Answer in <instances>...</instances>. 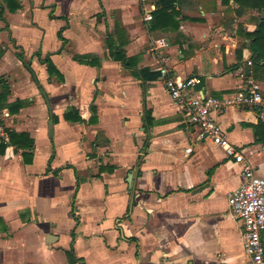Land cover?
<instances>
[{
    "label": "crops",
    "instance_id": "1",
    "mask_svg": "<svg viewBox=\"0 0 264 264\" xmlns=\"http://www.w3.org/2000/svg\"><path fill=\"white\" fill-rule=\"evenodd\" d=\"M11 1L20 8L0 0V125L27 134L33 148L26 163L23 150L0 142V264H69V251L74 264H247L227 203L241 167L199 138L156 68L164 59L172 77L199 78L211 97L254 85L264 96V74L242 35L256 23L236 24L248 11L177 0L178 27L152 30L147 17L159 0ZM42 21L59 22L50 51H42ZM116 30L127 41L123 62L108 58L104 45ZM161 38L167 46L157 51ZM84 55L100 65L74 60ZM46 57L62 82L48 75ZM143 70L158 77L144 79ZM71 109L80 122L64 119ZM218 122L264 178V143L254 132L264 121L231 106Z\"/></svg>",
    "mask_w": 264,
    "mask_h": 264
},
{
    "label": "built area",
    "instance_id": "2",
    "mask_svg": "<svg viewBox=\"0 0 264 264\" xmlns=\"http://www.w3.org/2000/svg\"><path fill=\"white\" fill-rule=\"evenodd\" d=\"M151 16L147 17L150 21ZM167 46L165 39H157L154 49ZM162 65L156 68L159 79L177 111L188 124L196 128L200 139H205L223 148L225 156L241 167L242 182L227 197L228 207L235 221L241 225L242 248L247 257V264H264V178L258 177L240 147L230 144L218 122L225 110L231 106L248 107L258 118L264 121V96L258 86L227 97H211L198 89L199 78L191 77L182 81L172 77L169 68L161 59ZM261 64L264 65V62ZM8 134L0 125V142H6ZM187 154L191 152L188 148Z\"/></svg>",
    "mask_w": 264,
    "mask_h": 264
},
{
    "label": "trees",
    "instance_id": "3",
    "mask_svg": "<svg viewBox=\"0 0 264 264\" xmlns=\"http://www.w3.org/2000/svg\"><path fill=\"white\" fill-rule=\"evenodd\" d=\"M177 0H159L158 10L155 11L154 16L152 17V30H158L163 28H177L178 24L173 21L174 11H173V3ZM221 3V6L226 7L229 6L230 2H232L235 6V13L239 16L247 11H256L258 13H262L263 16L259 19H256V27L252 32H242L243 36L248 41V49L250 51L251 60L256 66L261 68L264 74V65L261 64L264 62V0H218ZM7 3L10 5H15L13 10H18L20 6L16 4L14 1L7 0ZM171 11V15L168 14L169 10ZM123 32L121 30H116L115 36H107L104 45L108 50V58L123 62L126 61L124 56V52L122 51L123 46L126 45L127 41L122 40ZM21 58V56H20ZM74 60L82 65L88 66H99L100 61L94 55H84V56H76ZM133 58L128 59L129 66L133 65ZM42 63L46 66V71L50 77H56L60 82L63 81V77L56 70L51 60L46 57L42 60ZM142 77L145 79L146 76H151L153 79L158 77V74H150L147 70H143L141 73ZM20 104L17 103L16 107L19 109ZM17 109V110H18ZM93 112L95 111L94 107L90 108ZM64 119L70 122H80V114L76 109H71L67 114L64 115ZM1 124V123H0ZM254 132L257 136L261 135L258 138V141L264 143V123H258V125L254 128ZM8 141L11 146H14L17 149L23 150L24 153L22 156L24 157V161L26 163H30L32 159V148L33 141L29 138L27 134H17L14 131H7ZM5 145L3 143L0 144V152L3 151ZM5 231L4 224L0 219V232ZM69 264L75 263V258L72 255V252L69 251L66 253Z\"/></svg>",
    "mask_w": 264,
    "mask_h": 264
},
{
    "label": "rangeland",
    "instance_id": "4",
    "mask_svg": "<svg viewBox=\"0 0 264 264\" xmlns=\"http://www.w3.org/2000/svg\"><path fill=\"white\" fill-rule=\"evenodd\" d=\"M260 16H263V14L258 13L256 11H248V13L245 15V17L240 20L241 22H236V24H240V25L244 26L245 29L249 28V30H251V29H253L254 23H256V19H258L257 17H260ZM232 21L233 20L229 21V23H228V20H226L227 28L232 29V24H234V23H232ZM42 24H44L43 21H42ZM58 24H59V22L55 21L53 23H49V24L45 23L43 25V28L45 30V35L43 37V42H42V51H50L52 48L55 47V45L57 43V40L55 37V31H56V26H58ZM71 35H72L71 33H68V37ZM31 242H32V240H31ZM26 256H29V255H26Z\"/></svg>",
    "mask_w": 264,
    "mask_h": 264
},
{
    "label": "water",
    "instance_id": "5",
    "mask_svg": "<svg viewBox=\"0 0 264 264\" xmlns=\"http://www.w3.org/2000/svg\"><path fill=\"white\" fill-rule=\"evenodd\" d=\"M48 126H49V136H52V119L49 120Z\"/></svg>",
    "mask_w": 264,
    "mask_h": 264
}]
</instances>
